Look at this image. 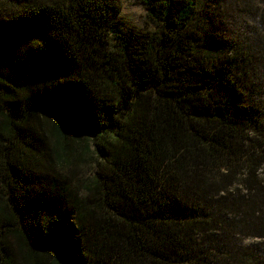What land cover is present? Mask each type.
Here are the masks:
<instances>
[{"label":"trees","instance_id":"16d2710c","mask_svg":"<svg viewBox=\"0 0 264 264\" xmlns=\"http://www.w3.org/2000/svg\"><path fill=\"white\" fill-rule=\"evenodd\" d=\"M139 1L0 0V264H264V0Z\"/></svg>","mask_w":264,"mask_h":264},{"label":"rangeland","instance_id":"374dc122","mask_svg":"<svg viewBox=\"0 0 264 264\" xmlns=\"http://www.w3.org/2000/svg\"><path fill=\"white\" fill-rule=\"evenodd\" d=\"M120 3L121 11L119 19L125 26L142 31H150L154 28V25L147 19L146 10L139 0H120ZM197 15V28H201V21L205 20L206 17L202 14V9H198ZM77 173L79 176L85 177L88 169L86 166L79 167L77 168Z\"/></svg>","mask_w":264,"mask_h":264}]
</instances>
